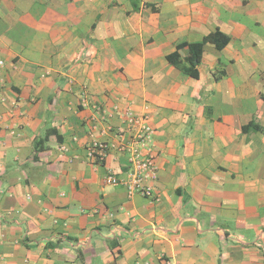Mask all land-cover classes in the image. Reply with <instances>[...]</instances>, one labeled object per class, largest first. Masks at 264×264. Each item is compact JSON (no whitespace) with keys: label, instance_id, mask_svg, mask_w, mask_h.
<instances>
[{"label":"crops","instance_id":"1","mask_svg":"<svg viewBox=\"0 0 264 264\" xmlns=\"http://www.w3.org/2000/svg\"><path fill=\"white\" fill-rule=\"evenodd\" d=\"M217 31L198 77L169 59ZM0 61V264H264V0H0ZM128 106L151 196L105 181L126 153L87 157Z\"/></svg>","mask_w":264,"mask_h":264},{"label":"built area","instance_id":"2","mask_svg":"<svg viewBox=\"0 0 264 264\" xmlns=\"http://www.w3.org/2000/svg\"><path fill=\"white\" fill-rule=\"evenodd\" d=\"M3 62V61H0ZM93 128L98 122H104L112 116V112L96 106ZM121 117L126 127H116L113 140L92 138L87 145V157L95 163H103L112 150L126 153L130 166L126 176H117L109 173L105 181L110 184H122L126 187L129 195L140 194L151 196L153 193V181L158 177L159 166L156 161L154 149V128L148 115H138L131 106L121 112ZM110 129H113L110 126ZM59 149L66 151L68 147L61 144ZM171 264V263H167Z\"/></svg>","mask_w":264,"mask_h":264},{"label":"trees","instance_id":"3","mask_svg":"<svg viewBox=\"0 0 264 264\" xmlns=\"http://www.w3.org/2000/svg\"><path fill=\"white\" fill-rule=\"evenodd\" d=\"M229 40H230V38L228 35L217 31L215 33H211V34L207 35L202 41L190 42V43H188V42L180 43L178 45V48H181L183 46H188L190 49V55H189L190 66L183 64L182 60L179 59L178 53H176V52L169 55V59L176 66H178L179 68H181L182 70H184L188 74H190L194 77H198L199 72H198V69L196 67V64H198L201 60L205 42L213 41L216 43L218 48H222L223 46H225L229 42ZM248 127H254L257 130H263L261 125L255 123V122H251L245 128H248ZM55 132H56L55 129H49L44 138L40 139L39 141H36L35 147L38 148L39 145H41L43 147L44 146L43 144L48 140V138L50 137V134H53ZM58 137L60 138V136H58Z\"/></svg>","mask_w":264,"mask_h":264}]
</instances>
